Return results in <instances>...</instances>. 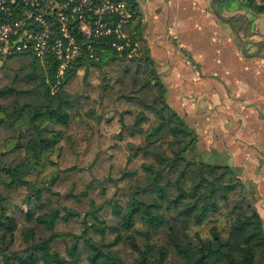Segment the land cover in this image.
<instances>
[{
  "label": "trees",
  "instance_id": "trees-1",
  "mask_svg": "<svg viewBox=\"0 0 264 264\" xmlns=\"http://www.w3.org/2000/svg\"><path fill=\"white\" fill-rule=\"evenodd\" d=\"M125 1L133 13L132 42L119 51L113 43L124 42L114 36L94 41V57L84 50L57 94L51 93L54 59L44 63L25 53L0 65V240L11 241L0 250V264H264L258 195L235 168L207 160L199 149L197 130L170 106L168 86L146 43L140 45L139 9ZM245 6L264 16V0H245ZM90 69L100 71L103 83L95 109L79 115L83 134L77 135L69 127L78 117L79 94L68 88ZM112 103L120 114L105 120ZM126 140L125 148L120 142ZM63 152L73 167L51 179L31 177L36 166H53ZM69 172L87 182L85 190L75 182L69 193L83 211L53 199L60 173ZM141 176L148 183L127 196ZM222 214L231 222L230 239L213 227L210 238L194 245L168 226L169 239L153 243L169 218L200 226ZM128 247L133 261L124 253Z\"/></svg>",
  "mask_w": 264,
  "mask_h": 264
},
{
  "label": "crops",
  "instance_id": "crops-1",
  "mask_svg": "<svg viewBox=\"0 0 264 264\" xmlns=\"http://www.w3.org/2000/svg\"><path fill=\"white\" fill-rule=\"evenodd\" d=\"M131 1L170 106L197 130L207 160L251 186L264 224V16L245 0Z\"/></svg>",
  "mask_w": 264,
  "mask_h": 264
},
{
  "label": "built area",
  "instance_id": "built-area-1",
  "mask_svg": "<svg viewBox=\"0 0 264 264\" xmlns=\"http://www.w3.org/2000/svg\"><path fill=\"white\" fill-rule=\"evenodd\" d=\"M132 10L125 0H0V65L6 58L29 53L58 64L51 93L57 94L67 69L94 57L93 42L116 37L119 51L132 42Z\"/></svg>",
  "mask_w": 264,
  "mask_h": 264
},
{
  "label": "rangeland",
  "instance_id": "rangeland-1",
  "mask_svg": "<svg viewBox=\"0 0 264 264\" xmlns=\"http://www.w3.org/2000/svg\"><path fill=\"white\" fill-rule=\"evenodd\" d=\"M6 60H9V57L6 58ZM19 60V59H17ZM17 60H14L15 65H17ZM45 63V62H44ZM84 72L80 73L79 78L73 82L69 86V92L70 93H77L79 94V101L80 106L77 107L78 117H75L70 122V129L71 131H74L77 135H82V117L79 116L81 114H85L90 109H95V99L98 98V93H100V86L103 83V76L97 69H90L89 74L86 78L83 79ZM117 75L118 71L116 72ZM113 104V103H112ZM114 108H112L109 113L104 114L105 120H108L110 118H117V115L120 114L116 108V106L113 104ZM127 108L123 107L121 110L125 111ZM35 113V111H32ZM87 120V118L85 117ZM124 134V133H123ZM199 135V134H198ZM112 138V137H110ZM200 138V136H199ZM113 139V138H112ZM114 140L117 141V139L114 138ZM128 140L124 142H120L123 147L126 148L125 144ZM199 142V149L201 151L205 150V146H202ZM195 152L191 153V156H195ZM56 161V162H55ZM54 161L53 166H48L46 163H41L40 165L36 166V168L32 171L31 177L32 178H43L47 177L48 179L53 178L54 176L58 175L60 171L70 169L75 165V161L72 160L69 156H66V153H62L60 157H58L57 160ZM140 163V162H139ZM138 163V164H139ZM180 166L178 165V168ZM182 167V166H181ZM47 179V181H48ZM79 184V188L82 190L86 189L87 182L83 180L82 178H78L75 176V174L69 172L67 174H61L60 173V180L58 181V187L55 189V191L59 192V194H55L53 196V199L60 198L61 204L65 205L70 208H75L77 210L83 211L85 210V206L81 205L79 202L74 200L69 193H71V188L74 183ZM148 183V176H141L138 178L134 183H131L130 186L128 185V189L126 191V195L128 196L129 192L128 190H134L138 186H145ZM81 191L75 190L74 193H79ZM98 195V192H95ZM100 198V197H99ZM168 226L176 227L179 231H181L182 234H186L191 242L196 245L199 240L201 239H208L211 237V229L213 227H216L221 232L222 236L225 239H230L232 236V227L231 222L225 215H216L210 217L204 224L197 226L194 223L186 220V221H176L172 218L168 219L167 225L162 228L161 235L153 242L157 246H161L164 244L170 236L169 228ZM76 229V226L74 225H62L61 229L63 230H69ZM11 243L10 236L2 237L0 240V250L5 246L9 245ZM140 243L142 245V240H140ZM124 253H127L128 258L130 261H133L136 257V254L132 249L129 247L124 250ZM262 255V250L260 248H257V257L256 261H260ZM197 254L194 253V257H196ZM207 264H212V261H209Z\"/></svg>",
  "mask_w": 264,
  "mask_h": 264
}]
</instances>
